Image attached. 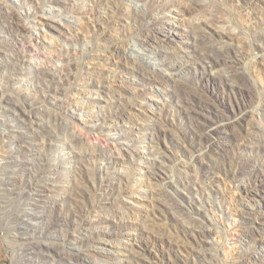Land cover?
<instances>
[{
    "label": "rangeland",
    "instance_id": "374dc122",
    "mask_svg": "<svg viewBox=\"0 0 264 264\" xmlns=\"http://www.w3.org/2000/svg\"><path fill=\"white\" fill-rule=\"evenodd\" d=\"M0 14L29 28L0 24V106L28 112L0 115L28 136L0 159L57 169L35 200L55 242L74 211L94 264H264V0H0ZM202 40L228 53L208 64ZM17 169L36 190L50 176ZM6 239L0 214V264H18Z\"/></svg>",
    "mask_w": 264,
    "mask_h": 264
},
{
    "label": "bare ground",
    "instance_id": "6f19581e",
    "mask_svg": "<svg viewBox=\"0 0 264 264\" xmlns=\"http://www.w3.org/2000/svg\"><path fill=\"white\" fill-rule=\"evenodd\" d=\"M0 24L7 31L20 36L29 30L22 23L20 17H15L11 14H0ZM202 43L203 55L208 64L212 61L221 60L228 53V49L225 46L219 45L215 41L204 40ZM0 52L2 51L0 50ZM34 72L37 76L44 75L43 71L37 70ZM224 74L227 80L236 76L235 71L231 67H228ZM4 101L9 105L0 106V115L10 118L15 125L21 126L23 124L22 121L24 120L25 122L24 115L28 114L27 109L22 103H17L9 97H4ZM27 124V129L24 127L25 131H28L31 136H35L38 130L34 128L32 122L28 121ZM55 124L51 121L47 123L49 127ZM54 128L57 131L59 129L58 132L56 131L58 135H63L70 142L77 143V137L69 133L66 128ZM25 137H28L27 133L25 135H16L15 131L6 130L5 124L0 123V142H11ZM28 156V164L24 165V167L19 163H15L13 159H0V214L6 222V240L12 247L14 258L18 264H94L92 261L87 260L90 257L88 252L81 251V253L79 251L82 250L85 244L94 241H91L92 238H90V233L88 232L87 224L89 220L86 218L85 213L83 215L78 213L81 214L80 216L77 215V212L69 211L67 215L70 217V221H66V224H59V232L63 234L62 241L55 242L54 234L48 229L49 223L51 224L50 213L47 209L41 208L35 200L38 201V198L46 197L47 183L49 182L47 178L52 177L51 174H54L57 169L49 167L47 164L44 165L42 162H36L30 154ZM30 166H35L40 172L47 171L50 174V176L40 178L38 182L41 188L39 190H36L32 183L24 181L21 176L9 175V172L15 171L14 168L16 167L18 168L17 170L19 168L28 170ZM12 194L19 195L21 200L14 205L6 204V198ZM41 224H47V226L39 229L38 226ZM139 257L140 254L137 253V262H140Z\"/></svg>",
    "mask_w": 264,
    "mask_h": 264
}]
</instances>
